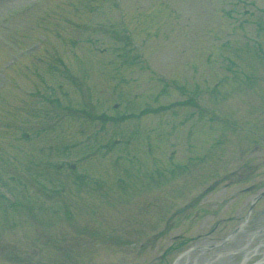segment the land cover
Masks as SVG:
<instances>
[{"label": "rangeland", "instance_id": "obj_1", "mask_svg": "<svg viewBox=\"0 0 264 264\" xmlns=\"http://www.w3.org/2000/svg\"><path fill=\"white\" fill-rule=\"evenodd\" d=\"M115 2L0 0V84L6 83L0 89V244L11 241L20 253L11 249L16 255L7 264H173L174 257L189 248L188 256H182L178 264H240L244 255H248L245 263L264 257V197L249 210L254 196L264 189V29L252 31L246 26L264 21V0H256L243 23L232 30L235 34L248 31V40L253 38L248 43L243 34L227 40L215 33L218 27H233L238 12L235 0H120L119 19ZM152 9L156 14L147 15ZM137 15L149 21H135ZM156 24L165 35H171L160 36ZM166 26H174L176 31ZM33 43L42 45L20 55L13 67L3 68L11 57L18 59L20 49ZM215 52L221 57L215 59ZM189 54L204 66L196 70L198 85L190 84V76L183 82V70L177 67L178 58L180 63ZM147 62L179 88L194 91L198 101L194 106H179L174 101L162 116L109 123L106 135L110 139L134 138V144L138 140L136 151L119 143L102 147L105 155L96 151L85 161L75 162L73 157L81 156L84 148L94 152L95 146L72 135L75 125L67 123L71 112L64 108L68 103L78 115L86 107L97 113L107 108L118 114L144 107L145 99L136 101L130 93L139 91L140 96H146L158 86L168 99L180 95L171 83L150 79L144 70ZM209 67L218 73H213L208 84L219 72L235 79L230 82L226 78L225 89L224 83L210 89L202 81ZM150 82L155 83L148 87ZM209 109L214 112H206ZM42 110L50 115L43 122L39 118ZM199 115L205 117V125L192 122ZM95 116L92 113L91 117ZM182 120L189 121L184 127L200 137L196 146L190 139L192 145L186 150L180 145L176 125ZM149 121L152 125L158 122L160 140L165 137L166 142L169 134L173 158H167V147L148 149L145 137L134 135L140 124L147 126ZM56 124L69 133L64 137L48 135L56 145L51 149L47 142L45 146L63 163L52 166V160L45 162L42 172L36 162L22 165L20 152L39 149L43 140L36 135L53 131ZM82 125L85 127V122ZM62 130L57 132L61 135ZM240 137L243 144L238 150L243 156L237 161L233 153ZM45 152L43 148L42 154ZM68 161L73 165H67ZM109 161L112 167L105 170L103 165ZM232 162L237 182L229 185L226 177L218 179L197 201L196 194L217 175L222 176ZM67 168L73 173L66 172ZM27 170L30 174L25 179L22 174ZM73 177L79 185L77 191ZM55 182L66 188L64 193L55 190ZM182 204L185 209L171 216ZM5 217L7 224L2 221ZM160 228L165 234L136 252L138 239ZM235 228L236 233L224 240ZM73 234L78 239L75 242L71 241ZM81 240L86 243L79 247ZM178 242L181 248L170 251Z\"/></svg>", "mask_w": 264, "mask_h": 264}]
</instances>
